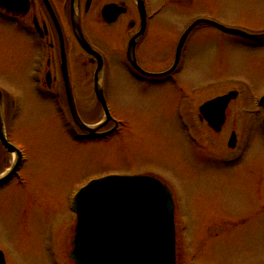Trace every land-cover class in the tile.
<instances>
[{"label": "rangeland", "instance_id": "rangeland-1", "mask_svg": "<svg viewBox=\"0 0 264 264\" xmlns=\"http://www.w3.org/2000/svg\"><path fill=\"white\" fill-rule=\"evenodd\" d=\"M148 2L154 13L163 3L155 24L169 57L179 36L199 18L264 32V0ZM12 26L0 16V84L16 100L13 107L7 98L5 121L9 141L26 155L20 173L26 186L14 180L0 189V251L7 264H65L58 246L63 240L69 263L74 191L93 180L149 170L162 174L179 201L178 264H264V137L254 95L264 91V49L204 27L191 37L178 76L180 86L143 89L126 73L124 55L116 51L120 40L93 29L91 39L110 65L109 107L125 126L123 137L85 145L72 139L57 111L53 94L60 92L65 98L62 80L55 82L56 92L49 93L46 102L33 92V63L21 71L20 62L23 48L33 50L29 42L26 46L8 32L15 29ZM245 84L255 92L247 91ZM93 88L90 75L76 95L80 115L91 124L104 118ZM230 89L242 95L230 109L228 128L216 135L200 123L197 110ZM182 98L185 117L201 138L199 149L179 124L177 103ZM185 107H180V114ZM233 131L238 146L229 150ZM246 139L248 151L240 158ZM13 162L9 157L8 167Z\"/></svg>", "mask_w": 264, "mask_h": 264}, {"label": "flooded vegetation", "instance_id": "flooded-vegetation-1", "mask_svg": "<svg viewBox=\"0 0 264 264\" xmlns=\"http://www.w3.org/2000/svg\"><path fill=\"white\" fill-rule=\"evenodd\" d=\"M1 4L5 8L0 7V13L3 15L2 18L9 25H13V28H18L17 32L15 29L7 31L18 36L26 46L27 42H29L33 50L30 53L26 51V47L23 48L22 52H20V62L22 66L21 71L27 70L31 62L33 63L29 79L34 89H36L34 79L40 71L39 75L42 74L50 91H55V82L62 80L63 91L66 93L63 71L64 58L67 59V69L75 95H80V91H78L79 85L84 84L90 75L94 79L98 62L95 57L82 49L75 37L72 25V13L74 10H77L80 14L83 33L90 43L93 42L91 34L93 35V29L96 28L105 38L120 40L121 46H116V51L118 54L124 53L127 59L129 42L137 37L136 58L138 65L147 74H164L173 65L171 64L172 54L170 53V57L167 54L166 51L169 49H167V45L164 44V41L162 42L161 38V36H164L160 32V29L158 30V24H155L158 20L152 18L151 12L147 11L146 30L143 36L139 37L143 24L136 0H1ZM110 5L114 7L119 6L118 10L123 8L125 11L113 24L107 23L105 18L106 16L108 19H113V14L108 13L105 16L103 14L104 8ZM87 25L91 29L87 28ZM150 37L153 38L152 42H147ZM255 47L264 49V43L256 44ZM42 50H47L49 54L47 55V60L44 62L45 68L43 71L40 68ZM101 52L104 61V75L108 76L107 57L103 51ZM25 58L29 59V62L26 60L25 63ZM126 62L128 64V71L126 73L129 78L143 89L150 86H173L176 88L180 86L178 79L180 65L174 73L167 77L153 78L142 74L135 68L133 69L127 60ZM90 67L91 71L93 70L92 72L89 71ZM126 73L122 72L123 76H127ZM222 95L224 94L218 96ZM263 96L264 94L260 98ZM200 106L197 110L198 119L203 126L205 125L206 128L211 129L208 122L201 117ZM257 106L260 109L258 124L259 126H263L264 103H259ZM177 109L179 111L178 120L180 124V107H177ZM229 118L230 110L228 108L226 110L224 130L228 128ZM185 124L189 125L188 121L185 120ZM111 130L113 131L111 135L120 133V125L110 124L101 130L100 133L107 134ZM120 135L118 134V137ZM83 139L87 140L85 137ZM5 152L6 150L0 144V175L8 169Z\"/></svg>", "mask_w": 264, "mask_h": 264}, {"label": "water", "instance_id": "water-1", "mask_svg": "<svg viewBox=\"0 0 264 264\" xmlns=\"http://www.w3.org/2000/svg\"><path fill=\"white\" fill-rule=\"evenodd\" d=\"M203 25L214 26L225 33L253 41L264 40V35H250L201 19L183 35L177 61L191 32ZM74 26L79 41L89 50L79 22L75 20ZM133 57L134 53L130 52V59L133 60ZM96 82L97 96L108 116L104 92L98 81ZM231 98L232 96H228L212 101L201 109L211 125L217 127V131H220L223 125L226 108L220 105L226 106ZM69 99L72 104L70 90ZM72 114L83 132L94 135L95 131L82 124L73 108ZM0 139L9 152L18 156L11 173L0 179L2 184L17 171L21 163L20 152L6 140L2 107H0ZM231 145H234V141ZM174 211L170 190L155 178L112 176L94 181L76 198L79 220L72 258L77 264H176ZM0 264L4 263L0 262Z\"/></svg>", "mask_w": 264, "mask_h": 264}]
</instances>
